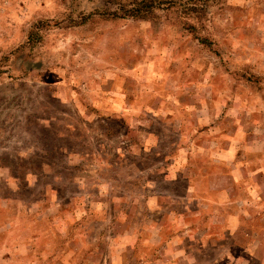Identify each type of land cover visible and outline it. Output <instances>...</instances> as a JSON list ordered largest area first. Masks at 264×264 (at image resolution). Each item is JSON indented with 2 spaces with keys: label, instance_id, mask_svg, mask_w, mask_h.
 I'll return each instance as SVG.
<instances>
[{
  "label": "rangeland",
  "instance_id": "obj_1",
  "mask_svg": "<svg viewBox=\"0 0 264 264\" xmlns=\"http://www.w3.org/2000/svg\"><path fill=\"white\" fill-rule=\"evenodd\" d=\"M132 1L0 0V264H264V0Z\"/></svg>",
  "mask_w": 264,
  "mask_h": 264
},
{
  "label": "trees",
  "instance_id": "obj_2",
  "mask_svg": "<svg viewBox=\"0 0 264 264\" xmlns=\"http://www.w3.org/2000/svg\"><path fill=\"white\" fill-rule=\"evenodd\" d=\"M177 4L176 2H174ZM162 5H169L168 8L172 7V3L169 0H133L126 5L121 6L120 10L128 16L135 18L148 19L151 18L155 13L156 8H160ZM186 11H197L196 4L191 6H185ZM189 24V22H187ZM191 25V24H189Z\"/></svg>",
  "mask_w": 264,
  "mask_h": 264
}]
</instances>
